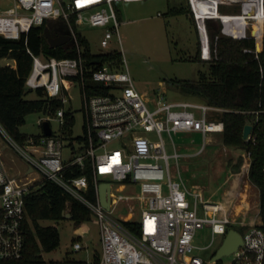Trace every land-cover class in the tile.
Returning a JSON list of instances; mask_svg holds the SVG:
<instances>
[{
  "label": "built area",
  "instance_id": "2783aa9c",
  "mask_svg": "<svg viewBox=\"0 0 264 264\" xmlns=\"http://www.w3.org/2000/svg\"><path fill=\"white\" fill-rule=\"evenodd\" d=\"M2 1L11 3L7 8ZM139 0H0V35L18 39L33 26L45 24L54 35L69 34L76 50L73 57H46L32 53L33 65L26 78L29 90L42 91L47 113L39 119L51 125V134L43 127L38 136L11 134L0 121V260H19L25 255V224L28 220L26 196L32 187L53 181L92 213L100 227L101 253L98 261L79 264H209L201 253L215 244L222 236L223 244L230 229L239 231L243 244L229 255L227 264H263L264 231L259 224H248L246 216L234 217L227 204L206 200L202 191L189 188L179 174L171 172L170 158L179 164L182 155L176 149L173 135L184 132L207 136L222 133L225 129L220 114L224 108L195 100H165L161 97L146 98L140 92L128 70L114 58L101 61L93 57L88 64L84 57L86 46L82 43L81 27L85 24L103 27L100 52L112 53L111 44L117 36L122 45L121 26L116 6L121 2ZM196 21L200 57L210 60L217 56L207 25L208 19H219L221 35L234 39L256 41L254 52L258 58L257 43H264V0H187ZM221 4L239 5V13L220 10ZM262 27L256 28V21ZM219 35L216 36V42ZM263 50V48H262ZM4 63L16 66L15 60L4 58ZM88 80L91 81L88 84ZM78 88L83 115V134L70 140L75 125L74 111L69 107L72 90ZM53 101L59 102L55 110ZM149 103L153 104L150 107ZM68 106V108H67ZM255 113L258 115L259 110ZM57 123L52 128L51 122ZM247 140L255 141L254 125ZM163 133H167L174 146L168 154ZM74 142H78L75 147ZM70 148L71 158L64 156ZM240 173L249 175L251 152L245 151ZM18 161L23 166L18 165ZM76 166L89 169L84 173L68 176ZM109 182L110 208L100 199L99 185ZM95 197H89L91 186ZM137 187L138 192L126 193ZM167 188L165 193L164 189ZM137 200L141 205L139 219H135ZM128 203L129 215L115 217L114 211ZM132 202V203H131ZM65 213H69L65 211ZM126 222L135 223L131 229ZM81 226V225H80ZM77 226L74 232L79 235ZM208 229L212 241L207 246L197 243L199 230ZM73 250L84 249L82 241H73ZM219 246V248H220ZM218 248V249H219ZM217 249V250H218ZM222 256V257H224Z\"/></svg>",
  "mask_w": 264,
  "mask_h": 264
},
{
  "label": "rangeland",
  "instance_id": "374dc122",
  "mask_svg": "<svg viewBox=\"0 0 264 264\" xmlns=\"http://www.w3.org/2000/svg\"><path fill=\"white\" fill-rule=\"evenodd\" d=\"M7 8L11 3L2 1ZM183 4L188 13L172 14L170 7ZM119 19L124 21L121 26L122 45L118 37L113 39L111 49L120 52L118 62L123 65L122 70H128L137 89L146 95V98L161 97L165 100H195L198 98L185 95L178 87L176 81L194 80L199 77L200 71H206L208 65L200 60V43L197 24L194 20L187 0H139L121 2L116 6ZM220 10L228 13H239V5L221 4ZM82 39L89 43V49L93 53H99L101 38L104 33L103 27L83 25L80 29ZM264 39V37H263ZM264 44V43H263ZM263 48V46H262ZM91 83L90 80L87 81ZM72 102L69 106L74 111L75 125L70 133V140L83 134V115L81 111V99L78 88L72 90ZM36 91H30L28 98H37ZM153 107L152 103H149ZM68 108V106H67ZM39 113H30L26 123L19 130L21 133L38 136L42 132ZM56 130L57 123L51 122ZM168 154H173L175 149L167 133H163ZM177 151L182 154L179 164L175 158H170L171 172L180 174L189 188L202 191L206 200L222 201L228 205L231 214L241 220L246 216L248 224H259L260 195L258 188L251 182L249 175L240 173L236 168L240 157L243 158L245 151L228 146L223 143L221 133L209 134L206 138L205 148L200 151L204 144L203 134L197 132H184L173 135ZM78 142H74L78 147ZM70 148L64 150L65 158H71ZM242 162V164H243ZM20 167L23 166L18 161ZM242 166V165H241ZM179 168V171H178ZM126 193L138 192L137 187L126 189ZM165 193L167 188L164 189ZM132 203V202H131ZM135 219L140 218L141 205L137 200ZM128 203H123L113 213L115 217L129 215ZM68 212V211H67ZM42 225L57 226L60 232V245L50 252H44L43 258L47 263L76 260L93 262L95 254L101 253L100 227L92 217L91 221L84 222L78 228L83 232L81 239L84 249L75 252L73 241L78 237L75 229L76 223L72 219L43 220ZM197 243L207 246L212 241V234L208 229L197 232ZM222 243V236H216L215 244L203 250L201 253L211 261L213 254ZM232 256H224L218 262L209 264H227Z\"/></svg>",
  "mask_w": 264,
  "mask_h": 264
},
{
  "label": "trees",
  "instance_id": "16d2710c",
  "mask_svg": "<svg viewBox=\"0 0 264 264\" xmlns=\"http://www.w3.org/2000/svg\"><path fill=\"white\" fill-rule=\"evenodd\" d=\"M170 13H188L183 5H173ZM263 21L259 20V27ZM212 46L217 47V56L210 60H203L200 56L197 61L208 65L206 71H200L199 77L194 80L176 81L179 89L188 96L196 97L201 101L224 108L220 116L224 120L225 129L221 133L223 143L251 152V166L249 179L258 188L260 195L259 226L264 231V44L258 58L254 52L245 51V48L255 49L256 41L250 39H234L221 35L222 24L219 19H208ZM45 24L33 26L27 33L18 39H10L0 35V121L14 136L20 135L19 128L26 123L30 113L46 114L48 109L42 91H37V98H28L31 91L26 88L25 82L33 65L34 54L46 57L55 56L73 57L76 50L71 43L53 48L44 34ZM219 38L216 42V36ZM86 46L84 57L89 64L93 57L101 61L114 58L119 60L121 54L113 51L109 54L96 55L89 49L86 39H81ZM15 60L16 66L5 64L2 60ZM53 101L51 110L59 106ZM256 110L260 113L257 115ZM255 141L244 139V128L247 124H254ZM240 157L236 168L242 165ZM92 176L89 169L82 170L73 166L68 176L82 174ZM89 197H95V188L89 189ZM28 220L25 224V255L19 260H0V264H79L76 260H62L47 263L43 258L44 252H50L60 245V232L57 226L42 225L43 220H61L65 218V211L72 214L76 226L92 220L91 211L79 200L66 192L53 181H46L42 185L32 187L26 196ZM131 229H136L135 223L126 222ZM77 239H82L78 236ZM94 260H99L95 254ZM264 264V263H263Z\"/></svg>",
  "mask_w": 264,
  "mask_h": 264
},
{
  "label": "water",
  "instance_id": "95a60500",
  "mask_svg": "<svg viewBox=\"0 0 264 264\" xmlns=\"http://www.w3.org/2000/svg\"><path fill=\"white\" fill-rule=\"evenodd\" d=\"M45 37L47 38L51 47L56 48L62 46L70 41L69 34H60L54 35L51 32V29L46 26L44 29ZM257 48L259 51H262V45L260 42L257 43ZM43 130L46 135L51 134V125L48 120H44L42 123ZM252 130V124H247L244 128L243 137L246 139ZM111 189V184L109 182L101 183L99 185V193L102 205L109 209L110 208V198L109 193ZM65 218L72 219L73 216L71 213H65ZM243 244V237L241 233L235 229H230L223 244L217 250L216 254L213 257L214 261H218L224 255H229L236 249H238Z\"/></svg>",
  "mask_w": 264,
  "mask_h": 264
},
{
  "label": "bare ground",
  "instance_id": "6f19581e",
  "mask_svg": "<svg viewBox=\"0 0 264 264\" xmlns=\"http://www.w3.org/2000/svg\"><path fill=\"white\" fill-rule=\"evenodd\" d=\"M256 26V28H259V21H256V24H255Z\"/></svg>",
  "mask_w": 264,
  "mask_h": 264
},
{
  "label": "crops",
  "instance_id": "0c3cea01",
  "mask_svg": "<svg viewBox=\"0 0 264 264\" xmlns=\"http://www.w3.org/2000/svg\"><path fill=\"white\" fill-rule=\"evenodd\" d=\"M3 62L5 61L4 59L2 60ZM199 101H201L200 99H199ZM261 222V221H260ZM83 225V224H82ZM82 225L80 226V227H82ZM81 234H83V232H80V234L79 235H81ZM100 255V254H99Z\"/></svg>",
  "mask_w": 264,
  "mask_h": 264
}]
</instances>
